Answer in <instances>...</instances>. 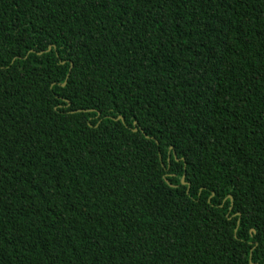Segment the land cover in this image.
Instances as JSON below:
<instances>
[{
  "label": "trees",
  "instance_id": "obj_1",
  "mask_svg": "<svg viewBox=\"0 0 264 264\" xmlns=\"http://www.w3.org/2000/svg\"><path fill=\"white\" fill-rule=\"evenodd\" d=\"M0 264H264V0H0Z\"/></svg>",
  "mask_w": 264,
  "mask_h": 264
}]
</instances>
